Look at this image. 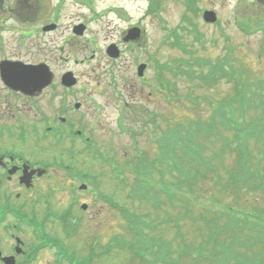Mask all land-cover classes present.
Listing matches in <instances>:
<instances>
[{
  "label": "rangeland",
  "instance_id": "obj_1",
  "mask_svg": "<svg viewBox=\"0 0 264 264\" xmlns=\"http://www.w3.org/2000/svg\"><path fill=\"white\" fill-rule=\"evenodd\" d=\"M91 1L94 3L95 11H99L96 21L90 15L84 14V23L88 27L86 33L75 42L69 41L68 50L70 54L78 55L80 59L90 57L95 52L96 59L81 67L69 65V69H73L80 78L78 90L71 91L73 94L70 92L69 103L82 104V115L85 121H79V129L91 137L96 149L105 155H108L111 149L114 153L122 154L124 149L119 151V148L127 142L134 148L140 147L147 151L150 153L147 158H151L154 155L148 144L151 142L149 134L156 138H160L163 132L174 136V126L180 122L183 124L197 119L207 120L211 115L212 104L221 101L232 92L231 86L223 83L219 90L209 93L211 97L203 100L201 98L202 104L200 102L201 106L196 111L187 107L193 96L192 87L171 72L178 71L182 66L181 62L186 64L189 60V56L185 55L187 51L174 46L173 32L176 33L175 39L178 41L190 43L194 39V33L188 32L192 28L183 20L184 16L191 15L198 32L204 34L203 38L207 42L205 49L201 46L197 49L201 56L218 63L225 58L221 57L227 55V47L230 51L229 57H234L240 66L247 65L255 76L264 80V55L260 56V50L264 44L261 33L244 36L236 24V16L240 13H243V17L252 25L261 24L260 21L264 20V5L254 6L251 0H247L241 5L240 12L237 11L239 0H193L199 11L196 17L188 11L187 3L190 0H153L155 11H151L150 0H119L117 3L115 0ZM248 1L250 3H247ZM206 9L217 12L220 17L217 26H207L202 21V11ZM64 11H70L71 15L73 11L93 10L87 7L83 10L67 6ZM116 11H125L130 16L122 17L123 15L120 16ZM132 27L142 31L141 40L138 43L125 44L122 42V37L127 29ZM215 39L217 43L213 45ZM111 44L118 45L122 53L120 58L111 59L107 55V48ZM236 56L238 59L235 58ZM140 63L148 64L144 80L136 75ZM197 92L199 95L208 94L203 88ZM120 107L123 116L121 127L124 126V130L119 128L117 121V111ZM150 120L157 123L149 124ZM246 121H250V118L246 117ZM182 124L178 127L186 129V126ZM116 133L120 136H116ZM224 134L227 138H233L232 131L226 130ZM114 137L121 138L117 139L116 144L115 141L111 144L108 139ZM246 141L247 145L244 149L247 152L245 150L244 152L247 157L252 155L249 161L250 171L255 172L258 168L255 165L258 158L261 159L264 144L259 139L248 138ZM210 145L212 150L219 148L215 142ZM60 150L62 149H58ZM53 152L56 151L53 150ZM153 152L157 154L155 148ZM185 156L193 164L196 163L195 153L186 152ZM71 160L70 162L84 170L85 174L101 173L98 175L97 183L92 181L94 176L82 181L88 185L84 191L83 200L90 205L89 211L101 209L100 217L90 222H80L77 233L64 238L59 226L60 218L43 215L47 208L46 203L38 206L42 213L37 211L34 213L31 209L29 211L32 212L29 214L38 216L42 219V223H46V232L48 231L50 236L54 238L56 236L64 242L67 240L69 251L77 252L79 257L85 258L89 254L91 247L89 244L95 243L98 246L95 251L98 255L95 264H154L150 257L154 254L152 252L148 254V242L135 236L130 229V227L137 228L139 220L132 218L129 221L125 220L123 213L118 209H112L100 200L99 194L103 192L106 197H110L116 205L126 210L127 215H143L144 221L148 223L150 218L147 219L146 215L151 211L145 206L147 202L142 199V201L137 199L133 202L129 198L132 189L130 187L122 189L116 184L114 175L120 172L115 169L114 164L102 162L104 160H93L89 156L80 160ZM119 160L117 161L121 164L126 162ZM232 161L230 157H226L227 164H231ZM107 173H110L112 177ZM129 173L125 175L134 188L136 180L131 170ZM59 175L69 182L65 173L60 172ZM238 175L243 177V173H232L234 177ZM220 176L219 182L229 186L226 173H220ZM194 177L186 186L179 183L180 187L176 190L181 200L176 203L178 204L176 208H171L169 204L162 205L163 211L151 208L160 218L161 225L160 229L153 233V237L160 238L151 241L156 242L160 248L156 246L157 249L154 250L159 252L156 254L159 259V261L156 260V264H264V191L262 187L254 188L253 191H243V179H241L238 183L239 189H233L234 192L241 193L240 203L220 205L216 202L220 200L224 203L232 202L235 200L234 195H228L227 191L216 190L214 196L215 190L211 187L209 178L198 181V177ZM52 181L59 182L58 179ZM165 181L170 183L173 179L166 175ZM82 182L78 181L76 189ZM50 185L46 184V191H50ZM55 188L57 189L50 191L56 196L52 208L61 213L68 201L64 193L69 188L64 187L62 183ZM92 196H97L98 199L94 201L91 199ZM168 201L169 199H166V202ZM186 208H189V211ZM184 217L186 218L182 221ZM63 229L66 231V227ZM140 230L144 233L142 228ZM217 234L219 240H214L213 237ZM114 237L115 252L106 253L107 246ZM250 240H252L251 243H249ZM220 249H226V253L223 254L224 250ZM55 253V249L41 250L31 264H54ZM137 254L140 257H137Z\"/></svg>",
  "mask_w": 264,
  "mask_h": 264
},
{
  "label": "flooded vegetation",
  "instance_id": "obj_2",
  "mask_svg": "<svg viewBox=\"0 0 264 264\" xmlns=\"http://www.w3.org/2000/svg\"><path fill=\"white\" fill-rule=\"evenodd\" d=\"M257 1L255 6L264 5V0ZM67 6V0H0V264H6L4 258L8 257L14 258L15 264H31L48 241L58 242L46 232V223L32 217L29 210L42 213L38 206L46 203L43 215L57 214L52 208L56 196L50 191L60 183L69 188L64 193L68 201L62 220L90 222L100 217L101 209L89 211L84 192L79 191V185L76 189L77 176L66 175L68 182L59 175L83 173L71 159L93 154L80 145L86 141L78 128L82 118L76 107L79 102L69 103L70 92L80 85L69 63L79 66L84 59H73L78 55L70 54L68 45L84 36V12L70 15L64 11ZM260 22L264 26V20ZM37 66H42L50 79L41 90L30 71ZM70 72L76 79L72 88L64 81ZM62 146L66 150L59 152ZM116 153L103 157L115 158ZM47 183L50 191L45 190ZM60 230L64 232L62 224Z\"/></svg>",
  "mask_w": 264,
  "mask_h": 264
},
{
  "label": "trees",
  "instance_id": "obj_3",
  "mask_svg": "<svg viewBox=\"0 0 264 264\" xmlns=\"http://www.w3.org/2000/svg\"><path fill=\"white\" fill-rule=\"evenodd\" d=\"M202 63L208 65L207 71L195 70L190 67V69H185L180 73L186 85L192 87L193 96L190 100L192 105H198L201 100V96L197 92L200 88L207 90L206 93H208L202 95V100L211 97L209 93L212 90L210 89H217L223 80L234 83L235 90L232 94L211 106V115L207 120H196L194 124L189 125L186 129L179 127L175 130L173 137L165 135L163 144L166 152L175 153L178 149L177 143H179L182 145L183 151L197 155L195 164L186 157L182 158L181 155L176 157L178 159H173L175 164H180L175 173H219L220 170L223 173H249L251 172L249 161L252 155L247 157L244 147L247 145L246 139H258L264 135V90L244 81L242 66L236 63L233 58L226 57L219 63L199 58L194 60L192 65L197 66ZM247 104L256 107V109L259 105L262 108L260 109L261 112L248 110L245 107ZM249 113L251 114L248 116ZM246 117H249L250 121H246ZM255 124H257L256 127ZM224 129L232 131V139L225 137L223 134ZM203 139L208 142H215L219 148L216 150H212L211 147L208 148L202 142ZM205 151H208V154L211 153V155L205 156ZM226 157L233 160L231 164L226 163ZM157 162L162 167V161ZM263 163L264 153L261 159L258 158L255 166L261 167ZM170 171L174 173V171ZM135 173L166 172L163 167L160 170L155 163L145 159L135 168ZM198 181H201V179H198ZM189 182L190 177H187L182 180L181 184L186 186ZM160 184L167 185L162 180H160Z\"/></svg>",
  "mask_w": 264,
  "mask_h": 264
},
{
  "label": "water",
  "instance_id": "obj_4",
  "mask_svg": "<svg viewBox=\"0 0 264 264\" xmlns=\"http://www.w3.org/2000/svg\"><path fill=\"white\" fill-rule=\"evenodd\" d=\"M207 20L209 21H214V15L212 14H208L207 15ZM135 31H133L134 33ZM137 35H132V38L134 39ZM145 69V66H142V68L140 69V74H142L143 70Z\"/></svg>",
  "mask_w": 264,
  "mask_h": 264
}]
</instances>
